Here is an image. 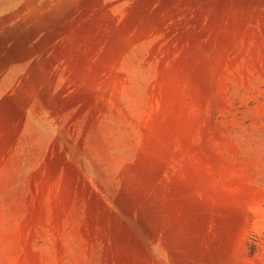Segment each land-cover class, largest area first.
Wrapping results in <instances>:
<instances>
[{
    "label": "rangeland",
    "instance_id": "obj_1",
    "mask_svg": "<svg viewBox=\"0 0 264 264\" xmlns=\"http://www.w3.org/2000/svg\"><path fill=\"white\" fill-rule=\"evenodd\" d=\"M0 264H264V0H0Z\"/></svg>",
    "mask_w": 264,
    "mask_h": 264
}]
</instances>
